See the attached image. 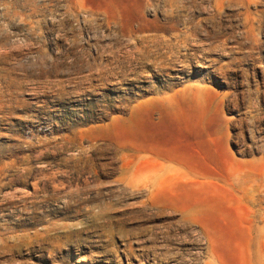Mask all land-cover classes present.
Listing matches in <instances>:
<instances>
[{
  "label": "rangeland",
  "instance_id": "rangeland-1",
  "mask_svg": "<svg viewBox=\"0 0 264 264\" xmlns=\"http://www.w3.org/2000/svg\"><path fill=\"white\" fill-rule=\"evenodd\" d=\"M0 264H264V0H0Z\"/></svg>",
  "mask_w": 264,
  "mask_h": 264
},
{
  "label": "bare ground",
  "instance_id": "bare-ground-1",
  "mask_svg": "<svg viewBox=\"0 0 264 264\" xmlns=\"http://www.w3.org/2000/svg\"><path fill=\"white\" fill-rule=\"evenodd\" d=\"M139 44H140V43H139ZM144 44H145V43H144ZM155 44H156V43H155ZM161 47H162V46H161ZM152 48H153V47H152ZM153 49H154V48H153ZM150 59H151V58H150ZM154 66H155V65H154ZM63 186H64V185L62 184V187H63ZM54 187H55V186H54ZM54 187H53V188H54ZM56 187H57V186H56ZM59 187H60V186H59ZM53 188H52V189H53ZM32 190H33L34 193L37 192L38 189H37V184H36V183H33V184H32ZM53 190H55V189H53Z\"/></svg>",
  "mask_w": 264,
  "mask_h": 264
}]
</instances>
